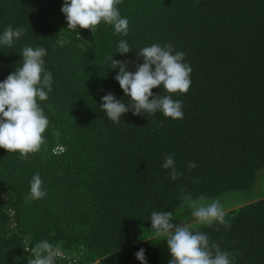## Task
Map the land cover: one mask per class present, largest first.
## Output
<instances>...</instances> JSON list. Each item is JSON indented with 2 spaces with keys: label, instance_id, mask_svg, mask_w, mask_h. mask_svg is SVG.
Instances as JSON below:
<instances>
[{
  "label": "trees",
  "instance_id": "obj_1",
  "mask_svg": "<svg viewBox=\"0 0 264 264\" xmlns=\"http://www.w3.org/2000/svg\"><path fill=\"white\" fill-rule=\"evenodd\" d=\"M62 5L0 0V32L25 28L12 47L0 46V81L22 64L25 46L45 47L53 74L48 99L38 100L49 121L39 150L20 158L0 148V264H29L45 240L69 256L55 264H140V248L148 264H168L166 242L151 234L150 213L160 210L207 234L235 264H264V195L253 190L264 170V0H122L127 37L103 23L72 31ZM122 38L133 49L124 55L114 53ZM153 43L183 51L191 66L188 92L171 94L184 118L130 110L108 121L101 97L128 98L107 58L135 71L143 62L135 51ZM167 155L176 180L161 167ZM35 173L47 195L29 202ZM185 194L219 200L228 226L196 223Z\"/></svg>",
  "mask_w": 264,
  "mask_h": 264
},
{
  "label": "clouds",
  "instance_id": "obj_2",
  "mask_svg": "<svg viewBox=\"0 0 264 264\" xmlns=\"http://www.w3.org/2000/svg\"><path fill=\"white\" fill-rule=\"evenodd\" d=\"M121 3L122 0H63L61 12L65 15L67 28L72 31H77L79 27L94 33L97 26L103 23L112 27L114 35L127 37L129 20L121 15L118 7ZM24 35V27L8 25L0 32V46L12 47ZM130 51H133L131 45L122 38L117 42L114 53L124 55ZM135 53L137 58L143 60L135 71L128 69L127 61L113 59V54L107 58L110 69H118L114 79L128 98L126 104L111 92L101 97L100 109L108 121L118 124L122 115L130 110L133 115L160 112L173 120L183 119L182 101L173 99L171 94H185L191 86L192 69L185 61V53L175 51L171 44L161 46L159 43L142 47ZM47 54L48 50L43 46H25L20 53L22 64L0 81V148L16 152L20 158H27L28 154L39 150L49 124L38 104V100H47L53 89V74L45 66ZM158 86L163 87L168 95H154L151 90ZM57 148L53 150L54 154L59 152L55 153ZM161 167L170 170L166 174L172 180L177 179L179 173L172 155L164 157ZM188 167L195 168L196 164L189 162ZM46 195L40 174H33L26 201L42 199ZM203 199L194 200L190 194L184 196L186 207L196 223H218L227 227L226 212L221 202L213 200L204 204L201 202ZM149 218L152 239L166 242L171 256L168 264H235L231 253L222 251L219 245L210 242L207 234L189 224H173V212L152 211ZM32 253L34 259L29 264H55L58 255L46 240L34 246ZM134 255L140 264H148L144 248Z\"/></svg>",
  "mask_w": 264,
  "mask_h": 264
},
{
  "label": "rangeland",
  "instance_id": "obj_3",
  "mask_svg": "<svg viewBox=\"0 0 264 264\" xmlns=\"http://www.w3.org/2000/svg\"><path fill=\"white\" fill-rule=\"evenodd\" d=\"M63 20L62 22L59 21L58 24H61V26H63ZM253 190H256L258 193H260L261 195H264V170H261L258 172V175H257V182H256V185L254 186ZM210 203V202H208ZM207 204V203H205ZM190 211V209H188ZM192 219H195L193 217H191ZM175 219H178V217H174L173 220ZM172 220V221H173ZM77 260V258H75Z\"/></svg>",
  "mask_w": 264,
  "mask_h": 264
},
{
  "label": "built area",
  "instance_id": "obj_4",
  "mask_svg": "<svg viewBox=\"0 0 264 264\" xmlns=\"http://www.w3.org/2000/svg\"><path fill=\"white\" fill-rule=\"evenodd\" d=\"M62 150H63L62 148H57V150L55 151V153H56L57 151H62ZM54 251L58 252V255H57L56 257H59V258H61V259H64V258L68 259V257H69V256H67V255H65V254H63V253H61V252H59V251H57V250H54Z\"/></svg>",
  "mask_w": 264,
  "mask_h": 264
}]
</instances>
